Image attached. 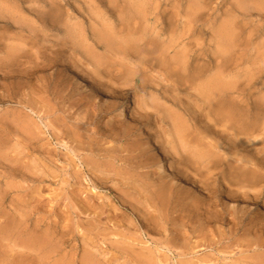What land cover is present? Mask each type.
Segmentation results:
<instances>
[{
    "label": "rangeland",
    "instance_id": "374dc122",
    "mask_svg": "<svg viewBox=\"0 0 264 264\" xmlns=\"http://www.w3.org/2000/svg\"><path fill=\"white\" fill-rule=\"evenodd\" d=\"M50 10L62 13L61 31L43 24ZM263 13L264 0H0V60L15 64L9 78L0 63V264H264V248L254 251L247 225L235 230L233 221L241 210L264 218V175L257 184L230 186L218 174L224 167L214 170L209 163L257 165L264 174ZM121 19L128 23L126 34L118 32ZM76 24L83 37L75 42L70 35ZM108 29L115 49L142 40L149 49L143 57L160 61L147 65L142 89L128 94L133 65L95 46L96 34ZM59 45L58 65L50 66ZM94 60L110 64L114 73L122 69L123 78L104 76L107 84H99L106 95L88 106L76 96L89 90L66 72L73 94L61 95L57 78H50L56 67L67 65L94 82ZM219 79L228 86L229 102H256L260 115L253 135L217 121L220 97L212 96L209 84ZM124 104L129 117L121 115ZM142 119L168 165L181 154L200 163L186 165L189 180L175 182L165 204L157 192L168 177L153 165V144L143 154L133 145L145 143L140 133L128 139L120 132L128 121ZM206 198L224 211L221 221L205 213ZM194 201L204 208L203 225L192 216Z\"/></svg>",
    "mask_w": 264,
    "mask_h": 264
},
{
    "label": "bare ground",
    "instance_id": "6f19581e",
    "mask_svg": "<svg viewBox=\"0 0 264 264\" xmlns=\"http://www.w3.org/2000/svg\"><path fill=\"white\" fill-rule=\"evenodd\" d=\"M20 2V1H19ZM22 2V1H21ZM46 5V4H45ZM58 5V4H57ZM60 5V4H59ZM261 6V5H260ZM254 9V8H253ZM258 11V10H257ZM264 14V13H263ZM2 15H0L1 17ZM2 18V17H1ZM88 19V18H87ZM102 21V20H101ZM61 22H63V15L62 13L60 12H57V11H54V10H50L48 12H46L44 15H43V24H47L46 28H51V30H57V31H61ZM119 25H120V29L118 30L119 33H125V32H128V23L126 20L124 19H121L119 22ZM5 25L9 26V27H14L11 23H8V22H5L4 23ZM49 25V26H48ZM79 25L80 24H76V28L73 27V34L70 35V37H72V39L76 41H79L80 39V36L83 37V35H81L80 33V30L78 29L79 28ZM75 29V30H74ZM81 29V27H80ZM50 30V29H49ZM227 30V29H226ZM79 33H78V32ZM87 33L90 34V31H89V28H87ZM126 34V33H125ZM122 36V35H121ZM32 34L30 33V38H32ZM144 38V37H143ZM65 42H66V45H67V39H63ZM62 40V42H63ZM142 40H137V42H129L128 41V45H123L122 43H118L116 49L113 47L114 45V39L113 37L110 35V29L104 31V33L102 34H96V39H95V46L98 48L102 47V48H105V55L106 56H109L110 54L111 55H116L115 57L119 56V60H121V62H128V68L130 65H133V69L131 67L130 69V72H128V94L132 92L133 89H142L145 85V76H147V65L151 64L152 68L154 66H158L160 61L158 59H155L152 61V58L149 59V60H146L144 57H143V53L144 52H148L149 49H148V44L145 43V42H141ZM150 41V40H149ZM120 42V41H119ZM123 42V40L121 41ZM31 44V43H30ZM65 45V44H64ZM75 45L74 46V51L77 50V45L78 44H73ZM57 46V45H56ZM116 46V45H115ZM65 47V46H64ZM59 48L58 51H53V56L52 58H49L48 60V63L50 64V66L52 65H55L57 66L58 64V56L61 55V53H63V44H62V48L60 47L59 45ZM153 48H151V52L153 53L154 50H152ZM9 51V50H8ZM80 52V51H79ZM86 52V51H85ZM51 54V53H49ZM84 57L87 59L88 58V61L91 62L90 60V56L88 54V56L86 57L85 53L83 54ZM11 57V56H10ZM193 57V56H192ZM22 58V57H21ZM37 59V58H36ZM192 62V61H191ZM222 62V61H221ZM0 63H2V66H1V69L4 70V73L7 74L9 76V78L11 77H14V76H11L12 72L15 71V64H13V62L11 63V61H4L2 62V60H0ZM45 63V62H44ZM95 66V70H94V74H96V77L94 79V82L92 81H88L86 80V78H81L78 76L79 74V71L77 69H75V72L73 70H70L67 65L64 66L62 65V70L59 69L58 67H56V70L55 72L51 75V79H55L57 78V86L58 85H61V88H60V92H61V95L63 94L65 96L66 95H72L73 94V80H70V79H66L64 76L66 75V72H69L71 75H73V78H76L78 80V83L82 84L83 86H85V89H88L89 92L87 91L85 93V95H82L79 96L77 95L76 98H78L79 101H83L85 100L88 104H93V105H97L96 104V99L98 97V95L100 94H105L103 91L104 89L102 88V85H105L107 83H104L103 82V78L104 76L106 78H108V81L111 80L113 78H123V74H121V70L117 69L118 73H114L112 69L113 66H110V64H107V63H104L102 62L101 60L99 61H96L94 60L93 62ZM224 63V62H222ZM220 64V62H219ZM17 67V66H16ZM202 67V68H201ZM200 67V71L202 72V70H205L206 69V66H201ZM224 67V66H223ZM53 68V67H52ZM51 69V68H50ZM149 69V68H148ZM20 70V69H19ZM159 72V71H158ZM167 72V71H166ZM198 72V71H197ZM155 73V72H153ZM161 73V72H160ZM172 73V72H171ZM51 74V73H50ZM162 74V73H161ZM175 75V74H174ZM181 75V74H180ZM191 75V73H190ZM31 76V75H30ZM39 77V76H38ZM64 77V78H63ZM67 77V76H66ZM172 77V76H171ZM110 78V79H109ZM154 79V78H153ZM76 80V81H77ZM216 80V79H215ZM3 81V80H1ZM217 81V80H216ZM213 82L212 84L210 83L209 85H211V92H212V96L216 97H220L219 100H218V103L216 105L215 110L216 113L218 114V116L216 114V117H218L217 121L218 122H230L231 126L233 128H235L237 131H239V133L241 132L242 134H245V135H250L254 132L255 130V127L257 125V120L259 118V109L257 107V104L256 102L254 101V99H252L251 97L249 98V104H248V107H240L237 105L236 102L234 101H231L229 102L226 98V97H229L228 95H225L224 93H226V91H228V86L225 85L223 83L222 80L219 79L218 82ZM114 82V81H112ZM135 82L134 84H131ZM29 83V82H28ZM99 83H102V85H100ZM139 83V84H137ZM153 83V82H152ZM4 86L6 85L5 84V81H4ZM76 84V83H75ZM78 85V84H77ZM206 86V85H205ZM32 87V86H31ZM246 87V86H245ZM59 88V87H57ZM113 88V87H112ZM116 88V87H115ZM119 88V87H118ZM149 89V88H148ZM147 89V90H148ZM118 90V89H117ZM213 90V91H212ZM5 91V90H4ZM203 91V90H202ZM57 92V91H56ZM72 93V94H71ZM138 93V92H137ZM2 94V93H0ZM6 95V93H5ZM106 95V94H105ZM111 95V94H110ZM226 96V97H225ZM208 98V97H207ZM19 99V98H18ZM214 99V98H213ZM5 101V100H4ZM207 101V100H206ZM94 102V103H93ZM77 103V102H76ZM85 104V105H86ZM104 104V103H103ZM108 104V103H106ZM84 105V106H85ZM86 105V106H87ZM89 106V105H88ZM87 106V107H88ZM92 106V105H91ZM90 106V107H91ZM147 106L146 105V109H147ZM213 106V105H212ZM97 108V107H96ZM110 108V107H109ZM213 108V110H214ZM106 110H109L107 108H105ZM144 109V108H143ZM104 110V109H103ZM105 110V111H106ZM150 109H148L149 111ZM35 111V110H34ZM92 111V110H91ZM146 111V110H145ZM81 112V111H80ZM97 111L95 110V113ZM214 112V111H213ZM215 113V112H214ZM94 114V112H93ZM95 115V114H94ZM121 115H128V117L130 116V112L129 110L127 109V105L124 104L123 106V109L121 110ZM149 116V112H145L144 114V118L143 119H146L147 117ZM93 119V118H92ZM138 120V122L140 123H137L135 122L136 120L134 121H128V124L124 126V128H121L120 129V132L123 133L124 136H128V139L130 137H136L138 136V133H140L141 137L143 138V141L145 143H141L139 144L138 141L137 142H133V145H139L138 148H141V152L143 154L146 153L147 149H146V145L151 142L153 145V150L156 152V156L153 160V165L156 167L157 169V172H164L167 177L169 178H166L167 179V182L166 181H161L159 183V187L162 189L161 191L157 192V199L158 201H160L162 204H165L163 203V200L165 198H169L170 195L172 194V191L171 189L174 187V183L175 182H180L182 183V179L185 178L187 180H189V178L185 175V170L184 168L187 167L186 165H190V164H196L198 162H190V159L187 158V155L185 157V155L181 154L180 157H177L176 156V162H175V165L174 166H171V165H168L167 162H166V151L163 150V148L160 146V143L159 141H157V139L155 138V135L148 129H145L143 127V125L147 124V121L145 120ZM2 120V119H1ZM133 120V119H132ZM4 121V120H3ZM7 121V120H6ZM152 121V120H150ZM149 122V120H148ZM7 123V122H6ZM43 123V121H42ZM149 124V123H148ZM221 124V123H220ZM107 125V124H106ZM111 125V124H110ZM48 125L44 124V127H47ZM258 126V125H257ZM109 127V126H108ZM226 127V126H225ZM228 127V126H227ZM113 128V127H111ZM110 128V129H111ZM258 128V127H257ZM113 129H117V128H113ZM214 130V129H213ZM216 130V129H215ZM47 131V130H46ZM115 131V130H114ZM228 131V130H227ZM113 132V131H112ZM187 132V131H186ZM218 132V131H217ZM235 132V131H234ZM110 133V132H109ZM114 135V134H113ZM253 135V134H252ZM25 136H27L25 134ZM222 136V135H220ZM236 137V135H234ZM207 137V136H206ZM238 137V136H237ZM240 139V138H239ZM20 140V139H19ZM211 141V140H210ZM241 141V140H239ZM242 142V141H241ZM150 144V143H149ZM252 147V146H251ZM174 148V147H173ZM177 148L178 150H176L175 152L178 154L179 150H181V148L178 146V147H175ZM183 148V147H182ZM248 148V147H247ZM244 149V148H243ZM254 149V148H253ZM175 150V149H174ZM173 150V151H174ZM183 150V149H182ZM253 151V150H252ZM11 152V151H10ZM248 153H250L248 150H247ZM138 154V153H137ZM175 155V154H174ZM264 156V155H263ZM1 158V157H0ZM151 158V157H150ZM255 158V157H254ZM192 160V159H191ZM195 160V159H194ZM193 161V160H192ZM214 160H210L209 163H213V166H214V170H217L219 167H224L222 172H219L218 174H222L224 176V179H229L230 180V186H235L237 184H240L241 182H245V183H248V184H257L259 179L261 177H263V173L260 172L261 170H263V167H259L258 166V169L256 167H247L246 165L244 166H235L233 164H228L227 162H220V161H217L215 160L214 162H212ZM246 164H247V161H245ZM262 162V161H261ZM226 163V164H225ZM200 164V163H198ZM225 164V165H224ZM88 166V165H87ZM202 165H200L199 167H201ZM197 168V167H196ZM209 169H210V164H209ZM22 171V170H21ZM94 173V172H93ZM203 174V173H202ZM206 174V173H205ZM204 174V175H205ZM209 174V173H208ZM160 175V174H159ZM158 175V176H159ZM201 175V173H200ZM219 175V176H220ZM92 176V175H91ZM156 176V175H155ZM162 176V175H161ZM164 176V175H163ZM199 176V175H198ZM203 177V176H202ZM206 180H210V177L209 176H206ZM218 177V176H217ZM147 178V177H146ZM213 178V177H212ZM211 178V179H212ZM220 178V177H219ZM159 180V179H158ZM204 180V178H203ZM92 181V179H91ZM184 181V180H183ZM214 182H216V179L214 178L213 179ZM219 181V180H218ZM152 183V182H151ZM155 183V182H154ZM190 184V183H189ZM88 186V185H87ZM190 186V185H189ZM212 186V185H211ZM227 189L224 190V192L226 193L225 197H227L228 199H231L233 198L234 195H232L231 193V190L229 188V186H225ZM209 188H211L209 186ZM157 189V188H156ZM213 189V188H212ZM233 189V188H232ZM90 190H94L96 191V186L92 189L90 188ZM157 191V190H156ZM98 194V193H97ZM131 194V193H130ZM150 194V193H149ZM215 194V193H214ZM240 196V195H239ZM209 197V196H208ZM207 197V198H208ZM243 197V196H242ZM258 197V196H257ZM110 198V197H109ZM131 198V197H130ZM148 198V197H147ZM156 198V197H155ZM206 198V201L208 203H203V206L204 205H207L205 207H207L206 209H204L205 213L210 217V218H215V219H219L220 217L224 216V211L222 210H216V201H214L212 198H209L207 199ZM239 198V197H238ZM245 198V197H244ZM107 199V198H106ZM247 199V198H246ZM133 200V199H132ZM152 200V199H151ZM193 200V199H192ZM99 201V200H98ZM130 201V200H129ZM135 201V200H134ZM188 201V200H187ZM245 201V200H244ZM133 202V201H132ZM148 202V201H147ZM190 202V201H188ZM193 204L191 205L195 211H197L194 215L195 217V221H196V224L198 225H203L207 222V220L204 218V216H202V212L200 213V211L202 209H200L199 207V203L200 202H192ZM122 204V203H121ZM190 204V203H189ZM93 205V204H92ZM115 206V204H114ZM118 207V206H117ZM124 207V206H123ZM154 207V206H153ZM121 209V208H120ZM142 209V208H141ZM236 209V207L234 208ZM145 212V211H144ZM232 212V211H231ZM116 213V212H115ZM146 213V212H145ZM161 213V212H160ZM241 213L242 215L241 216H235L233 218V221H234V224L236 225L235 227V230L238 229V227L241 225V224H245L247 225V232H248V235H250L251 237L254 238V241L252 243V247H256V250L254 251H259L261 249L264 248V238H263V234H264V218H261L259 220H256L254 217H247L248 215V211L246 210H241ZM150 214V213H148ZM69 216V215H68ZM161 216V215H160ZM176 217V216H175ZM226 217V216H225ZM148 219V218H147ZM220 220V219H219ZM218 220V222H219ZM180 221V220H179ZM184 221V220H182ZM221 221V220H220ZM185 222V221H184ZM231 222H232V218H231ZM181 223V222H180ZM230 224V223H229ZM195 226V225H194ZM229 226V225H228ZM196 227V226H195ZM201 227V226H200ZM204 227V226H203ZM207 227V226H206ZM148 228V227H147ZM197 228V227H196ZM199 228V227H198ZM88 229V228H87ZM187 229V228H186ZM200 229V228H199ZM107 230V229H106ZM110 231V229H108ZM107 230V231H108ZM184 230V229H183ZM201 230V229H200ZM205 230V229H204ZM241 230V229H240ZM89 231V230H88ZM98 231V230H97ZM178 231V230H177ZM199 231V230H197ZM118 232V231H117ZM175 233V231H173ZM182 233V232H181ZM233 233V232H232ZM241 233V232H240ZM67 236H69V231H67L65 233ZM100 234V233H99ZM115 234V233H114ZM120 234V233H119ZM109 235V234H108ZM233 235V234H232ZM119 236V235H118ZM177 236V235H176ZM108 237V236H106ZM91 238V237H90ZM99 238V237H98ZM140 238V237H139ZM179 238L178 237H175V240H178ZM67 240V239H66ZM184 240V239H183ZM133 241V240H132ZM170 241V240H169ZM172 241V240H171ZM180 241V240H179ZM181 242V241H180ZM173 243V242H171ZM143 244V243H142ZM173 244H177V243H173ZM158 246V245H157ZM178 246V245H177ZM162 248V249H165V248H168L170 249V247L166 246V244H160L159 248ZM84 248V247H83ZM180 248V247H179ZM104 249V248H103ZM85 250V249H84ZM74 251V250H73ZM159 252V250H158ZM161 252V251H160ZM137 253V252H136ZM140 254V253H139ZM151 254V253H150ZM138 256V255H137ZM134 257V256H133ZM159 257V256H158ZM149 260V259H148ZM143 261V260H142ZM150 261V260H149ZM158 261V260H157ZM252 262V261H251ZM129 263V262H128ZM159 263V261H158ZM135 264V263H134Z\"/></svg>",
    "mask_w": 264,
    "mask_h": 264
}]
</instances>
